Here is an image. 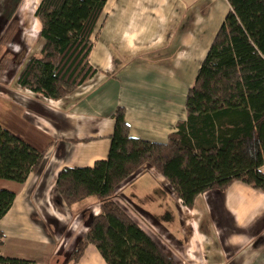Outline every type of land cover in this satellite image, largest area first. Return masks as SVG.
Listing matches in <instances>:
<instances>
[{
	"label": "crops",
	"instance_id": "1",
	"mask_svg": "<svg viewBox=\"0 0 264 264\" xmlns=\"http://www.w3.org/2000/svg\"><path fill=\"white\" fill-rule=\"evenodd\" d=\"M1 5L0 15L7 18L14 10ZM177 5L175 0H107L88 58L96 74L62 99L21 88L18 71L9 83L0 82V126L44 154L22 183L0 178V189L15 193L0 218V255L29 264H106L91 243L77 262H68L67 250L62 258L61 249L71 251L86 231L87 213L96 215L100 206L90 210L95 196L67 206L55 190L56 177L63 167H91L107 157L118 107L131 137L157 143H165L186 118V95L209 45L199 31L195 36L189 28L181 30ZM24 36L18 52L27 45ZM147 174L151 187L143 191L137 181ZM117 189L115 194L129 195L144 220L143 212L149 213L152 225L139 227L179 264H264V190L233 181L223 191L199 194L187 208L147 165ZM76 221L82 223L77 231Z\"/></svg>",
	"mask_w": 264,
	"mask_h": 264
},
{
	"label": "trees",
	"instance_id": "2",
	"mask_svg": "<svg viewBox=\"0 0 264 264\" xmlns=\"http://www.w3.org/2000/svg\"><path fill=\"white\" fill-rule=\"evenodd\" d=\"M107 0H40L38 53L16 83L34 95L62 99L95 74L88 61ZM229 10L200 62L185 100L186 118L165 143L133 138L118 107L105 159L91 167H63L55 190L67 205L95 196L87 230L67 257L79 260L95 245L106 264H179L116 202L117 187L143 165L152 167L187 208L208 190L233 181L264 190V0H226ZM44 154L0 126V178L22 183ZM15 193L0 189V218ZM0 263L29 264L0 255Z\"/></svg>",
	"mask_w": 264,
	"mask_h": 264
},
{
	"label": "rangeland",
	"instance_id": "3",
	"mask_svg": "<svg viewBox=\"0 0 264 264\" xmlns=\"http://www.w3.org/2000/svg\"><path fill=\"white\" fill-rule=\"evenodd\" d=\"M13 1H15L14 3L17 2L16 3V5H18L17 7L16 5H14ZM39 2L40 0H0V9L2 7L1 4L3 3L5 7L8 8L9 10H11L12 8L14 10L12 13L9 14L11 15L10 18H8L9 15L6 18L5 13H2L4 17L0 15V57H1L0 82H2L4 85L11 81L12 76L16 71L19 72L22 69L25 61L28 59L30 55L38 53V45L36 40L38 33L36 32V30L38 31L40 30V22L36 20L38 24V27H36V25L34 24V22L36 23V21H34L35 15L32 12V10L34 7L38 5ZM175 3L180 4L177 5L180 8L178 13V16L180 17H178L177 19L181 20L180 22L182 23L181 30H184V32H186L185 30L189 28L190 31L195 34V36L199 31L200 35L203 36L204 34L202 40L205 43V45L210 46L216 31L222 24L228 12L227 1L226 0H175ZM184 14H185V18L183 19ZM12 18L14 19L13 22L11 21ZM178 21L179 20H177L176 22ZM178 25L179 24H175V27L177 28ZM22 34L25 35L24 37L26 39L25 42L27 43V45L24 46V48L18 52L17 51L19 49L18 44L23 45L24 42V40H22L21 37ZM141 169L142 167L139 168L136 172L132 173L129 177H127L122 183H120L121 186L119 185V187H122L124 183L128 182L134 176H136ZM151 181L152 178L149 176V174H147L142 176L137 181V184L138 186L142 187L141 189L143 191H145L146 190L145 188L151 187L148 186L151 183ZM116 195H117L115 197L116 202H118V204L121 205V207L125 210V212L130 217H132V219L137 224L145 222L148 226H150L149 224L152 225L150 220H148L149 218H151L148 215L149 213L143 212L144 216H147L148 218V219L145 218L146 220L140 217L142 216L141 214L140 216L138 215V212H136L137 210H135L133 204L129 202V195H127V197L126 195L120 196L119 193H117ZM96 202L97 203L95 207L89 204L91 205L89 208L92 212H94V208L100 206L99 200ZM136 207L139 208L138 206ZM138 210L142 211L140 209ZM99 212L100 209L97 214H99ZM133 214H135V216ZM74 224H76V231L79 230V228H82V223L80 221H76L74 222ZM83 231H85L84 228ZM53 237L59 238L60 234L56 233L55 236L53 235ZM66 250L68 252L72 251V250L69 251L67 247H63L61 249L62 258H65L67 252Z\"/></svg>",
	"mask_w": 264,
	"mask_h": 264
}]
</instances>
